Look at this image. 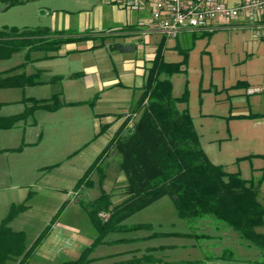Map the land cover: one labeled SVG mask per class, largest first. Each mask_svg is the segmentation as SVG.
Segmentation results:
<instances>
[{"label":"rangeland","instance_id":"rangeland-1","mask_svg":"<svg viewBox=\"0 0 264 264\" xmlns=\"http://www.w3.org/2000/svg\"><path fill=\"white\" fill-rule=\"evenodd\" d=\"M114 7L116 3L106 4L104 0H0V28L71 27L99 35L97 39L72 43L76 48L97 45L92 49L32 64L34 68H46L49 74L57 72L65 76L58 83L27 87L26 95L48 97L62 90L63 100L91 101L97 91L112 85L104 92L103 100H95L94 104L38 110L36 118L40 125L32 128L31 134H24L23 123L0 130V149H4L0 152V222L12 203H20L30 193L29 208L10 225L25 231L27 244H31L51 224L26 264H52L78 258L98 235L89 212L92 201L106 193L115 204L126 195L127 181L116 150L101 158L88 175L85 173L123 122V110H128L139 98L143 82L140 72L152 63L148 56L154 53L155 39L159 42L160 36L136 39L138 47L132 51H122L119 45L110 49V43L122 44L125 40L113 36ZM213 23L212 29L186 31L178 40L171 38L164 44V60L182 65L171 76L172 93L181 96L187 92V101L178 107L188 108L201 145L212 162L222 164L227 171H239L245 178H258L264 172V90L249 95L246 90L248 86L264 85V39L254 35L246 19L225 25ZM101 35H107L104 43ZM23 55L22 51L0 60V70L20 62ZM114 62L117 72L107 70ZM89 64L105 68L100 81L90 84L83 75L68 76L86 70ZM22 94L21 89H0V99L14 100ZM23 106L8 104L0 114L18 112ZM39 131L43 132L41 141L26 143L35 140ZM258 199L264 204V180ZM146 222L152 223L151 229L108 233L89 255V264L130 260L136 264H264L263 247L240 237L213 216L178 217L169 196L124 221L127 225ZM154 232L188 235L134 240ZM122 238L130 241L118 242ZM147 245L161 247L148 250Z\"/></svg>","mask_w":264,"mask_h":264},{"label":"trees","instance_id":"trees-1","mask_svg":"<svg viewBox=\"0 0 264 264\" xmlns=\"http://www.w3.org/2000/svg\"><path fill=\"white\" fill-rule=\"evenodd\" d=\"M87 38L88 35L77 34L71 29L55 30L47 26L6 25L0 28V60L25 51L23 62L0 71V88L60 82L63 75H49L46 69L37 68L32 73L24 70L35 60L32 53L41 52L38 59H46L54 56L64 44ZM163 50L164 41H161L146 69L139 98L85 173L88 175L101 158L116 150L127 181L125 197L115 204L106 193L94 199L89 212L98 231L97 237L78 258L52 264H89V255L108 233L147 227L148 223L127 225L123 221L163 196L172 199L178 217L213 216L240 237L264 248V231H259L260 227L264 228V204L258 199L264 172L258 178H245L239 171H227L222 164L211 161L201 145L188 108L178 107L179 103L187 101V92L181 96L172 93L171 76L179 72L182 65L166 62ZM61 95L59 90L48 98H24L22 111L0 114V129L13 128L27 121L37 110L55 111L64 105L81 103L64 102ZM2 106L0 102V109ZM30 195L20 203H12L0 222V264L8 261L26 264L50 231L51 224L27 244L26 232L11 227L10 222L29 207ZM99 211H107L108 219L103 220ZM136 263L130 260L116 264Z\"/></svg>","mask_w":264,"mask_h":264},{"label":"crops","instance_id":"crops-1","mask_svg":"<svg viewBox=\"0 0 264 264\" xmlns=\"http://www.w3.org/2000/svg\"><path fill=\"white\" fill-rule=\"evenodd\" d=\"M231 2H234V1H236V0H230ZM104 3H106V4H111V3H116V2H114V1H112V0H104ZM117 4V7H114V9L112 10V12H111V17H112V19H111V23L114 25V29H113V31H112V33H113V36H122V37H124L125 38V40H124V42L122 43V44H120V43H116V42H112V43H110L109 44V48L110 49H115V47L116 46H118L119 45V47H121L123 50L122 51H132V50H134V49H136V47H138L137 45V42H136V39H149V37L150 36H160V41L158 42V41H156V39H155V50H154V53L153 54H150L149 56H148V59L150 60V61H152L153 59H154V56H155V51H156V48H157V46H158V44L161 42V41H164V44H166L167 43V41L169 40L165 35H163L161 32H159V31H146L143 27H141L140 25H139V21L140 20H143V19H145V20H149L150 19V12H149V9H148V7H146V8H144V9H141V10H131V9H128V8H126V7H124V6H122V5H120V4H118V3H116ZM47 27H49V28H51V29H55V30H66V29H71V30H74L77 34H83V35H88V38L87 39H84V40H79V41H73V42H68V43H66V44H64L61 48H60V50L58 51V52H56L55 53V57L56 56H59V57H62V56H65L66 54H68V53H70V52H74V51H80V50H89V49H92L93 47H96L97 45H90V46H88V47H85V48H76L75 46H74V44H72V43H76V42H81V41H86V40H92V39H97V37L99 36L98 34H92V33H87V32H82V30H78V29H76V28H71V27H67V28H53V27H50V26H47ZM194 31H198V30H194ZM194 31H191V32H193L194 33ZM184 32H186V31H183L182 33H180L179 34V36H178V38L176 39V40H178L179 39V37L182 35V34H184ZM101 37H102V40H103V43H104V40L105 39H107L106 37H107V35H101ZM20 52H22V51H20ZM24 52V55H23V60H21L20 62H18V63H16L15 65H17V64H19V63H21V62H23L24 61V59H25V51H23ZM17 53H19V52H17ZM16 54V53H15ZM42 56V53L41 52H33L32 53V58L33 59H35L33 62H29L27 65H26V67H25V71L27 72V73H32V72H34L37 68H41V67H35L34 68V66L33 67H31V65L32 64H34L35 62H37V61H39V60H42V59H38L39 57H41ZM54 56H51V57H54ZM11 58V57H10ZM10 58H8V59H10ZM50 58V57H49ZM38 59V60H37ZM2 60H7V59H2ZM15 65H12V66H10V67H13V66H15ZM151 65V64H150ZM149 65V66H150ZM109 66V68L108 67H106V69L107 70H110V69H114L115 70V72H117V67H116V64H115V62L113 63V67L111 66V65H108ZM148 66V67H149ZM10 67H8V68H6V69H9ZM30 67V69H32V71H28L27 69ZM102 66H95V65H92V64H89V65H87L86 66V70H83V71H77V72H72V73H70L68 76L69 77H71V78H73V77H75V76H78V75H83L84 77H86L88 80H89V82H90V84H92V83H94L96 80L97 81H100L101 79H102V77H103V71L105 70V68H101ZM147 67V68H148ZM126 68L128 69L129 68V66H126ZM6 69H3V70H6ZM43 69H46V68H43ZM47 70V69H46ZM0 71H2V70H0ZM47 72H48V70H47ZM145 72H146V70H144V71H142V72H140V74H142V76H143V82H144V75H145ZM49 74V73H48ZM55 74H60V75H63V78H64V76H65V74H63V73H57V72H55V73H52V74H49V75H55ZM143 82H142V84H141V88H142V85H143ZM54 83H58V82H54ZM54 83H52V84H54ZM45 84H49V83H45ZM37 85H41V84H37ZM33 86H36V85H33ZM111 84L109 85H107V86H105V87H103V88H101L99 91H97L96 92V94H95V96H94V98H93V100H91V101H89V100H86V99H77V100H63L62 99V101H64V102H81V104H84V103H90L91 102V104H94V102H95V100H103V97L102 96H104L103 94H104V92L105 91H107V89L108 88H111ZM27 87H30V86H26V87H24V88H19V87H9V88H0V89H21L22 90V95L19 97V98H16V99H14V100H12V99H0V102H2L3 103V106L1 107V109L4 107V106H6V105H8V104H11V103H22L24 106H23V109H24V107H25V103L23 102V100H24V98H26V97H35V98H48V97H50V96H35V95H26L24 92L26 91V88ZM250 88H261L262 90H264V85L263 86H254V87H252V86H248V89H250ZM248 89L246 90V94H250L249 92H248ZM59 91V90H58ZM62 93H63V91L62 90H60ZM108 94V93H107ZM64 106H66V105H64ZM132 106H133V103H132V105L130 106V108L127 110L126 108L123 110V116H122V118H124L125 119V116H124V114L127 112V111H130L131 110V108H132ZM63 107V106H62ZM1 109H0V111H1ZM22 109V110H23ZM22 110H20V111H22ZM20 111H18V112H20ZM38 111V110H37ZM36 111V112H37ZM36 112L33 114V115H31L29 118H28V120L27 121H21L20 122V124L21 123H23L24 124V128H23V130H24V134H31V132H34V130H31L32 128H34V127H37V126H39L40 125V121H38L37 120V118H36ZM15 113H17V112H15ZM11 114H14V113H11ZM3 115H9V114H3ZM245 115V114H244ZM123 119V120H124ZM28 127V128H27ZM10 129V128H9ZM1 130V129H0ZM3 130H8V129H3ZM35 136H37V138L34 140H27V142L26 143H37V142H39V141H41V139H42V137H43V132L42 131H39L37 134L35 133ZM25 143V144H26ZM17 150H21V148L19 149V148H16ZM2 151H4V149H0V152H2ZM207 153V152H206ZM208 154V153H207ZM209 156V155H208ZM164 197V196H163ZM121 201V200H120ZM29 208V207H28ZM27 208V209H28ZM146 208V207H145ZM26 209V210H27ZM142 209H144V208H142ZM142 209H140V210H142ZM25 211V210H24ZM23 211V212H24ZM139 211V210H138ZM137 212V211H136ZM136 212H134V213H136ZM22 213V212H21ZM133 213V214H134ZM20 214V213H19ZM18 214V215H19ZM133 214H131V215H133ZM17 215V216H18ZM131 215H129L128 217H126L125 219H124V221H126ZM16 216V217H17ZM15 217V218H16ZM14 218V219H15ZM13 219V220H14ZM12 220V221H13ZM11 221V222H12ZM123 221V222H124ZM11 222H10V224H11ZM147 223V222H146ZM149 225L147 226V227H142V228H144V229H151L152 228V223L151 222H149L148 223ZM12 227V226H11ZM13 228V227H12ZM14 229V228H13ZM138 229H140V228H138ZM16 230V229H15ZM128 230H133V229H128ZM117 231H119V230H117ZM121 231V230H120ZM113 232H115V231H113ZM168 236V235H177V236H185V235H188V234H186V233H180V232H154V233H152V234H147V235H144V236H142V237H137V238H134V240L135 241H137V240H141V239H143V240H149V239H151V238H153V237H156V236ZM123 241H130V239H124V238H122V239H119L118 240V242H123ZM148 246V250L150 249V247H151V249H159L160 247H161V245L159 246V245H157V246H152V245H147ZM165 247L167 246V244L166 245H164ZM163 245H162V247H164Z\"/></svg>","mask_w":264,"mask_h":264},{"label":"built area","instance_id":"built-area-1","mask_svg":"<svg viewBox=\"0 0 264 264\" xmlns=\"http://www.w3.org/2000/svg\"><path fill=\"white\" fill-rule=\"evenodd\" d=\"M128 9L141 10L148 7L149 20H140L146 31H159L168 39L176 38L183 31L214 28L236 19H246L254 35L264 39V0H112ZM262 90L250 88L249 93ZM107 220L109 213L99 211Z\"/></svg>","mask_w":264,"mask_h":264}]
</instances>
